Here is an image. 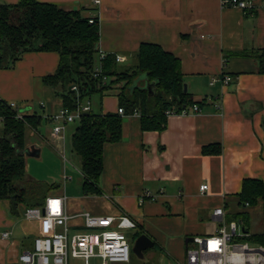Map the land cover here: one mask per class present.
<instances>
[{
  "label": "crops",
  "instance_id": "crops-1",
  "mask_svg": "<svg viewBox=\"0 0 264 264\" xmlns=\"http://www.w3.org/2000/svg\"><path fill=\"white\" fill-rule=\"evenodd\" d=\"M19 1L0 0V5ZM36 1L82 11L86 17L96 15L98 51L121 57L117 63L121 70L125 64V70L136 65L141 44L159 45L180 61L183 85L200 108L198 114L166 118L162 130H142L139 117L122 116L120 140L103 147L100 194L70 193L61 177L60 188L46 197H65L71 215L82 211L126 215L136 224L139 236L152 241L148 249L161 253L160 264H180L194 237L214 234L220 222L212 212L219 207L224 222L242 213L244 232L263 236L264 201L243 206L239 195L244 180L264 185V75L252 58L232 54L264 49V8L244 13L222 8L219 0H99L98 5L93 0ZM58 61L53 52H29L13 68L0 69V101L15 103L24 114H37L52 127L46 117L56 114L62 103L42 78L56 70ZM224 76L230 78L225 86ZM148 84L143 75L133 86ZM104 98L97 114L116 113L115 92ZM76 123L65 126L64 141L76 129L70 132L67 127ZM46 128L26 132V147L37 145L39 157L42 146H57L54 139L50 142ZM216 146H220L219 154L202 152L204 147ZM27 178L36 181L28 172ZM203 184L208 189L201 194ZM26 208L19 205L11 211L8 201H0V234L8 233L0 237V264H19L18 256L47 231L41 221L23 218ZM76 230L83 231L72 228Z\"/></svg>",
  "mask_w": 264,
  "mask_h": 264
},
{
  "label": "trees",
  "instance_id": "trees-1",
  "mask_svg": "<svg viewBox=\"0 0 264 264\" xmlns=\"http://www.w3.org/2000/svg\"><path fill=\"white\" fill-rule=\"evenodd\" d=\"M82 11H67L36 0H20L15 5H0V69H11L25 53L53 52L59 57L56 70L44 76L42 83L60 98L62 107L75 112L85 99L100 97L114 90L118 106L125 115L139 114L142 130L165 128L164 111H177L194 103L183 92L180 61L159 45L143 43L137 52L136 65L120 70L115 56L106 54L101 61V72L95 76L99 28L97 17L89 24ZM247 56L264 75V49ZM154 83L155 91L148 95L145 88L133 86L139 76ZM107 81L102 84V78ZM75 86L76 90L71 88ZM0 201H8L10 210L19 205L42 206L47 194L58 190L57 183H43L27 178L25 157L27 130L37 131L43 121L37 114H24L16 119L7 103L0 101ZM48 121V119H47ZM264 131V119L262 121ZM122 116L117 113H83L71 137L72 151L79 158L83 195H99L98 183L103 171V147L121 138ZM204 154H219L220 146L204 147ZM264 201V185L257 180H244L239 202L245 206ZM242 213L235 217L239 219ZM137 232L135 239L139 236ZM250 241H261L250 237ZM131 256H134L131 254ZM131 261V257H130Z\"/></svg>",
  "mask_w": 264,
  "mask_h": 264
},
{
  "label": "built area",
  "instance_id": "built-area-1",
  "mask_svg": "<svg viewBox=\"0 0 264 264\" xmlns=\"http://www.w3.org/2000/svg\"><path fill=\"white\" fill-rule=\"evenodd\" d=\"M219 2L222 8H236L244 13H251L259 7L264 8V1L259 5L256 0H219ZM99 3V0H93L94 5ZM95 17L96 15L89 18V24L95 22ZM105 56L106 53L98 51L95 76H99L101 61ZM115 61L121 62L122 58L115 56ZM106 81V77H103L102 84ZM212 82H215V79ZM221 82L225 86L230 82V78L224 76ZM71 89L74 91L76 87L73 86ZM8 105L15 111L16 119L21 120L24 112L20 111L15 103ZM90 110L91 101L85 99L75 112H69L61 107L56 114L46 117V120L53 123L50 134L57 143V154L63 164L67 161L63 136L65 126L78 122L81 115ZM199 112V106L192 104L179 111L175 108L167 109L164 111V116L168 118ZM116 113L125 116L120 107L117 108ZM131 116L139 117V114L135 111ZM1 122L0 117V124ZM69 179L65 173L62 175L63 181ZM207 189L208 186L203 184L199 187V192L203 194ZM212 215L220 222L214 234L194 237L185 248L184 259L180 264H264V235L261 241H254L256 244L251 245L248 242L250 236L241 228V219L224 222L222 207L214 209ZM23 218L30 221H41L47 231L35 237L30 249L18 256L19 264H72V260H82L83 264H89L91 259H97L99 264L130 263L132 247L128 233H133L137 226L126 215H93L88 211L71 215L67 212L65 197L49 196L45 198L42 206L27 207ZM78 220L81 224H75ZM72 228H82L83 231H72ZM7 236V232L0 234L1 238Z\"/></svg>",
  "mask_w": 264,
  "mask_h": 264
},
{
  "label": "rangeland",
  "instance_id": "rangeland-1",
  "mask_svg": "<svg viewBox=\"0 0 264 264\" xmlns=\"http://www.w3.org/2000/svg\"><path fill=\"white\" fill-rule=\"evenodd\" d=\"M128 64H125L126 67ZM125 67L122 68V70H125ZM121 70V69H120ZM114 90H110L106 96L113 95ZM102 97L99 95H93L90 98V101L92 103V111L94 113H97L100 110L101 107V101L105 102V98L101 100ZM78 123L69 125L68 131L70 129V132L77 127ZM41 127H43L46 131L50 133L51 126L47 125L46 123L42 122ZM45 133V132H44ZM72 134V133H71ZM71 134H66L65 141H64V148H65V158L66 163L63 164L61 158L55 154L56 146L51 144L47 146H42V153L39 158H27L25 157V160L27 162V168H28V174L30 177L34 178L36 181L44 182V183H57L58 181H61L62 174L65 172L66 177H69L72 180H67L65 182L67 184V188L69 189L68 192H74L77 195L81 194V184H80V163L79 158L76 156V154L72 151L71 148ZM29 133H26V139H28ZM50 142L52 143V137L50 134V137H48ZM49 142V141H48ZM55 149V150H54ZM64 167V168H63ZM57 179V180H55ZM55 180V181H54ZM58 184V183H57ZM67 197H70V194H65ZM137 231H134V234H136ZM132 232L128 233L131 247L133 245V242L135 240V236ZM249 244H256L254 241H248ZM161 253L158 250L154 249H147L143 253V258H138L136 256H131V261L129 264H160ZM72 264H83L82 260H72ZM89 264H99V261L97 259H91L89 261Z\"/></svg>",
  "mask_w": 264,
  "mask_h": 264
},
{
  "label": "water",
  "instance_id": "water-1",
  "mask_svg": "<svg viewBox=\"0 0 264 264\" xmlns=\"http://www.w3.org/2000/svg\"><path fill=\"white\" fill-rule=\"evenodd\" d=\"M145 90L148 92L149 96H152L155 91L154 83H149L148 85H146ZM186 90H187L186 86L183 85V92L185 93ZM22 153L24 157L27 158H38L40 154V149L37 145H32L30 147H26ZM152 247H153L152 241L147 236L140 235L133 242L131 253L134 256L141 259L143 258V251Z\"/></svg>",
  "mask_w": 264,
  "mask_h": 264
},
{
  "label": "flooded vegetation",
  "instance_id": "flooded-vegetation-1",
  "mask_svg": "<svg viewBox=\"0 0 264 264\" xmlns=\"http://www.w3.org/2000/svg\"><path fill=\"white\" fill-rule=\"evenodd\" d=\"M135 241V240H134Z\"/></svg>",
  "mask_w": 264,
  "mask_h": 264
}]
</instances>
